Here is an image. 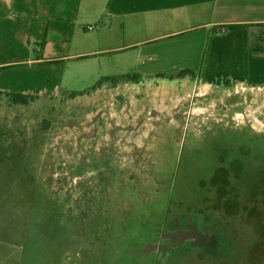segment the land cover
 <instances>
[{
    "label": "rangeland",
    "instance_id": "374dc122",
    "mask_svg": "<svg viewBox=\"0 0 264 264\" xmlns=\"http://www.w3.org/2000/svg\"><path fill=\"white\" fill-rule=\"evenodd\" d=\"M91 66L16 67L33 99L0 96V264H264V86L104 91Z\"/></svg>",
    "mask_w": 264,
    "mask_h": 264
},
{
    "label": "crops",
    "instance_id": "0c3cea01",
    "mask_svg": "<svg viewBox=\"0 0 264 264\" xmlns=\"http://www.w3.org/2000/svg\"><path fill=\"white\" fill-rule=\"evenodd\" d=\"M37 11L42 14L36 16ZM18 12L25 15V34L18 29ZM33 13L42 27L29 36ZM231 25L247 27L249 79L242 84L263 87L264 0H0V96L32 100L33 87L19 88L15 68L49 71L48 65L69 60L92 63L90 71L112 81L104 91L147 87L167 96L176 90L167 85L171 82L197 91L214 85L203 77L209 50ZM41 39L42 51L32 47ZM17 56L20 61L13 60ZM184 71L193 75L180 76Z\"/></svg>",
    "mask_w": 264,
    "mask_h": 264
},
{
    "label": "trees",
    "instance_id": "16d2710c",
    "mask_svg": "<svg viewBox=\"0 0 264 264\" xmlns=\"http://www.w3.org/2000/svg\"><path fill=\"white\" fill-rule=\"evenodd\" d=\"M227 34L215 37L209 50L208 66L204 81L217 84L222 80L239 83L248 82L247 27L231 25ZM191 74L184 71L180 76ZM15 104L27 105L29 97L8 95Z\"/></svg>",
    "mask_w": 264,
    "mask_h": 264
},
{
    "label": "built area",
    "instance_id": "2783aa9c",
    "mask_svg": "<svg viewBox=\"0 0 264 264\" xmlns=\"http://www.w3.org/2000/svg\"><path fill=\"white\" fill-rule=\"evenodd\" d=\"M92 29H93L92 27L89 28V30H92Z\"/></svg>",
    "mask_w": 264,
    "mask_h": 264
},
{
    "label": "flooded vegetation",
    "instance_id": "af4514ba",
    "mask_svg": "<svg viewBox=\"0 0 264 264\" xmlns=\"http://www.w3.org/2000/svg\"><path fill=\"white\" fill-rule=\"evenodd\" d=\"M91 153H93V152H89L88 154H91Z\"/></svg>",
    "mask_w": 264,
    "mask_h": 264
}]
</instances>
